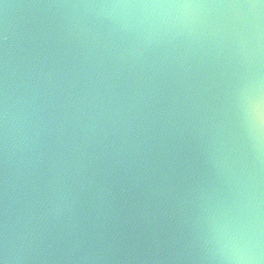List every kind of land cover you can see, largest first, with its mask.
<instances>
[{"label":"water","instance_id":"water-1","mask_svg":"<svg viewBox=\"0 0 264 264\" xmlns=\"http://www.w3.org/2000/svg\"><path fill=\"white\" fill-rule=\"evenodd\" d=\"M3 264H264V0H0Z\"/></svg>","mask_w":264,"mask_h":264},{"label":"snow or ice","instance_id":"snow-or-ice-1","mask_svg":"<svg viewBox=\"0 0 264 264\" xmlns=\"http://www.w3.org/2000/svg\"><path fill=\"white\" fill-rule=\"evenodd\" d=\"M0 264H3V261L2 260H0Z\"/></svg>","mask_w":264,"mask_h":264}]
</instances>
